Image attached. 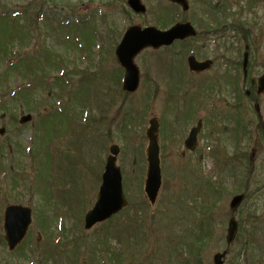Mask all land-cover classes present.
I'll return each mask as SVG.
<instances>
[{
	"label": "rangeland",
	"instance_id": "374dc122",
	"mask_svg": "<svg viewBox=\"0 0 264 264\" xmlns=\"http://www.w3.org/2000/svg\"><path fill=\"white\" fill-rule=\"evenodd\" d=\"M109 1L0 0V15L2 12L16 16L14 21L0 18V95L3 98L2 101L0 98V127L5 128V133L0 135V234H3L2 214L6 203L29 205L33 217L25 238L15 250L8 251L0 237V264H37L35 258L40 255H46L45 262L51 264L57 253L54 248L58 238L62 242L60 247H65L60 251V264H212L215 252H225L223 264H264V135L255 132L258 118L253 114L252 104L245 105L240 113L241 121L248 126L247 132L235 133L231 129L234 126H229L233 122L225 120L230 111L228 102H232L230 88L224 87L223 92L214 97L211 93L210 97L206 86L214 83L212 79V83L202 86L198 98L194 88L182 95L175 89L184 88L186 83L185 79H179V75L186 73L182 70L186 63L184 47L195 50L198 57L217 58L214 67L200 78L209 82V77L220 70L234 73L232 62L225 64V57L221 60L215 55H226L233 62L241 59L243 38L247 39L249 61L254 66L249 73L261 74L264 0H252L239 14V7L245 6L246 0H226L229 18L244 26L245 36L228 30L205 38L198 36L188 44L143 50L134 59L141 80L131 94L122 91V68L114 56L115 47L112 48L120 32L131 24L163 29L180 18L189 20L199 30L206 23L207 9L203 4L207 0H189L191 8L184 14L166 0H142L147 8L142 16L124 14L125 0L116 6H110ZM24 32L26 36L22 37ZM98 32L103 38L101 44L95 43ZM5 45L19 51L8 56L2 51ZM32 55L39 56L38 61L44 59L48 65L44 72L50 76L45 78L47 84L41 89L35 65L30 76L24 74L25 79L16 74L18 70H27L26 66L16 67L17 57L33 62ZM60 64H63L61 71L64 66L81 68V83L77 81L80 74H69L71 79H65L64 86L57 83L58 78L65 77L58 73ZM30 77L35 81L34 98L29 91L11 96L10 91ZM193 98H197L195 102ZM28 99L29 105H26ZM44 99L47 103L41 102ZM181 100L183 105L185 100H191L190 110H201L199 114L206 120L200 132L199 148L184 154H181L182 137L171 136V130H179L187 116ZM6 101L10 104L9 110L3 112L1 103ZM258 105L264 123V94L259 97ZM28 112L32 115L31 121L19 124L20 115ZM152 116L160 120L161 187L155 203L150 205L143 192V181L145 129ZM213 118L215 127L227 126L231 132L211 133ZM186 134L187 130L183 135ZM216 141L219 146L215 145ZM112 143L120 148L117 164L128 205L110 220L84 230L83 215L93 205L98 176ZM29 147L37 151L34 158L28 155ZM30 187L33 192L27 189ZM2 190L7 192L5 196ZM239 192L248 196L237 209L230 210L229 200ZM230 215L236 218L239 227L234 240L226 244ZM205 216L207 221L211 216V225L205 222ZM129 224L137 225L138 240L129 236ZM126 225L125 231L116 234L120 238L113 237L114 230ZM192 229L195 238L198 235L201 239L204 235L197 259L189 256L188 246L184 245ZM46 242L53 244L54 248L51 244L47 247L55 252L42 253Z\"/></svg>",
	"mask_w": 264,
	"mask_h": 264
},
{
	"label": "water",
	"instance_id": "95a60500",
	"mask_svg": "<svg viewBox=\"0 0 264 264\" xmlns=\"http://www.w3.org/2000/svg\"><path fill=\"white\" fill-rule=\"evenodd\" d=\"M187 9L186 0H171ZM130 6L134 11L143 12L144 6L139 4V0H130ZM195 31L188 22L176 23L171 28L161 31L153 26L141 29L138 26H132L127 29L121 42L116 48V57L120 65L124 68L123 89L133 92L138 87L139 70L134 64L133 59L138 52L147 46L158 48L161 45H169L175 39H184L194 35ZM246 54L244 67L246 66ZM210 61L197 62L194 57L188 58V65L191 70L201 71L210 66ZM264 90V74L258 80V92ZM31 119L29 114L21 116L19 122L25 123ZM197 130V129H196ZM194 130L185 141L187 148L193 149L195 145ZM4 129H0L3 133ZM148 144L146 147V177L144 181V192L150 202L153 204L157 196L161 183L160 158L158 146V122L155 118L149 121V127L146 130ZM119 148L117 145H111L110 154L107 156L104 172L101 178V184L97 192V198L93 207L85 214L84 228L89 229L95 223L107 219L127 205L121 185L120 168L116 165V155ZM242 195H236L230 202V207L235 208L242 200ZM31 222V210L21 205H9L4 212V231L5 239L9 249H13L24 236L28 225ZM237 229V223L234 219L228 222L227 241L230 242ZM221 254H215L214 264H222ZM132 264V263H130Z\"/></svg>",
	"mask_w": 264,
	"mask_h": 264
},
{
	"label": "flooded vegetation",
	"instance_id": "af4514ba",
	"mask_svg": "<svg viewBox=\"0 0 264 264\" xmlns=\"http://www.w3.org/2000/svg\"><path fill=\"white\" fill-rule=\"evenodd\" d=\"M119 1L120 0H110L109 1V5L112 6V4H114L116 6L119 3ZM124 3L127 4V0H125L123 2V4ZM124 13H125V11H124ZM136 16H138V15H136ZM193 23L195 24V21ZM201 31H202L201 34H206V32L204 30V27L201 28ZM222 59L224 60V58H221V60ZM212 61H213V63L216 62L217 58L216 57H212ZM227 61L228 60L225 58V64H227ZM220 71H219V73L218 72L215 73V75H213V76L212 75L210 77L208 76L209 80H212V78L221 79V81L218 80L219 84H215V90H219V93L223 92L224 87H227L228 86V82H229L228 76H227V72H224V75H223V74H221L223 71H221V72ZM205 72H207V71H202L200 73L188 72V75H189L188 77L201 78L204 75ZM234 76L235 77L233 79L235 80V82L230 81L231 87H233V86L239 87L240 90L245 92L246 98L238 97V95L235 96L234 94H232L231 95L232 96V102H230L229 104L226 102V105L228 104L227 108H229L233 113L235 112L236 116H238V115H240V113H242V109H243L244 103L246 101H248V100L249 101H253L254 100L253 103H256L258 101L259 97H257V96L253 97L252 96V90H256V83L254 85L252 84L249 87V83L251 84L250 78L251 77H257L258 75L257 76H249L248 79H247V76L244 75L243 72L240 70V71L234 72ZM247 81H248V83H247ZM215 93H218V92L215 91ZM224 101H226V100H224ZM230 122H232V120H230ZM223 131L226 133L227 129L225 128ZM179 136H181V135H179Z\"/></svg>",
	"mask_w": 264,
	"mask_h": 264
},
{
	"label": "trees",
	"instance_id": "16d2710c",
	"mask_svg": "<svg viewBox=\"0 0 264 264\" xmlns=\"http://www.w3.org/2000/svg\"><path fill=\"white\" fill-rule=\"evenodd\" d=\"M232 24H233L232 26H234L235 29H238L239 26H238V24H237L235 21H232ZM5 47H6V46H5ZM5 47H4L3 50H2L3 52H6V48H5ZM24 74H26V73L23 72V75H21V78H23V79L25 78V75H24ZM27 103H28V102H27ZM6 105H7V104H5V105H1V109L6 111V110H7V106H6ZM28 105H29V104H28Z\"/></svg>",
	"mask_w": 264,
	"mask_h": 264
}]
</instances>
